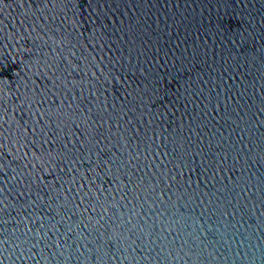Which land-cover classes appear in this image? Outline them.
Wrapping results in <instances>:
<instances>
[{
	"label": "water",
	"instance_id": "water-1",
	"mask_svg": "<svg viewBox=\"0 0 264 264\" xmlns=\"http://www.w3.org/2000/svg\"><path fill=\"white\" fill-rule=\"evenodd\" d=\"M0 264H264V0H0Z\"/></svg>",
	"mask_w": 264,
	"mask_h": 264
}]
</instances>
